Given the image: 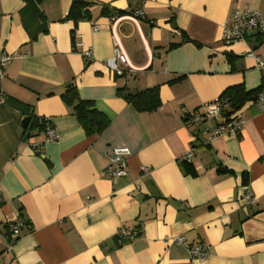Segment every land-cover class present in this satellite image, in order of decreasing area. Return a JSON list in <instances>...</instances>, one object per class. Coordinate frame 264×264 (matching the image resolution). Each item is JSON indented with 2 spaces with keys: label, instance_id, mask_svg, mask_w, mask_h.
<instances>
[{
  "label": "crops",
  "instance_id": "obj_1",
  "mask_svg": "<svg viewBox=\"0 0 264 264\" xmlns=\"http://www.w3.org/2000/svg\"><path fill=\"white\" fill-rule=\"evenodd\" d=\"M85 1L93 4L90 19L74 27L64 20L70 0H44L42 29L30 9L21 14V0H0V53L18 54L0 80V264H264V112L245 103L233 113L243 121L238 132L211 140L209 124L185 123L229 87L263 86L246 55L250 48L264 54V41L255 42L260 35L226 46L221 34L232 10L264 14V2ZM103 6L144 12L135 20L119 17L114 28L134 74L118 76L105 64L112 41ZM180 31L190 42L168 50L182 42ZM227 52L239 58L236 72ZM68 86L109 119L99 136L86 137L62 102ZM155 86L161 104L153 113H137L116 94ZM26 117L48 119L58 139L33 131L24 141ZM115 147L129 151L127 176L118 179L106 175ZM189 151L194 176L180 166ZM245 193L252 204L241 203ZM16 223L18 238L11 234ZM120 231L136 237L118 243ZM196 244L209 248L204 261L190 260Z\"/></svg>",
  "mask_w": 264,
  "mask_h": 264
},
{
  "label": "built area",
  "instance_id": "obj_2",
  "mask_svg": "<svg viewBox=\"0 0 264 264\" xmlns=\"http://www.w3.org/2000/svg\"><path fill=\"white\" fill-rule=\"evenodd\" d=\"M264 2V0H262ZM144 12L142 10H136L131 13L122 16L113 17L111 22V41H112V57L105 61L107 68L118 76H126L128 74H134L136 68H134L128 61L124 52L122 51L120 41L115 32V25L119 22V17H124L129 20H135L136 18L142 16ZM92 30H99L97 25H92ZM253 34L260 35L264 37V14L257 10L250 8L234 9L230 12L228 18L222 29L221 40L224 45L229 46L237 42H243L249 39ZM82 56L88 61L91 59V51L89 49H84L81 52ZM248 57L254 60V69L257 70L263 79L264 86V54L255 53L253 49H249L247 54ZM18 54L13 53L3 54L0 53V80L3 77L4 68L15 58ZM4 102V97L0 94V104ZM255 107L259 112H264V88L258 93L256 99L253 101ZM224 106L216 100L210 103L202 104L195 111L190 113L186 119L185 123L189 126H201L204 124H209L206 133L209 134V139L225 135L234 134L238 132L241 128L243 121L236 118L235 114H231L225 122L221 118V110ZM43 131L44 139L48 142H53L58 139V134L55 129L50 125L48 119H43ZM208 127V126H207ZM129 155V151L126 147H115L112 149V153L108 158V163L106 167V175L110 178H122L127 176V170L125 166V160ZM193 156L192 151H189L183 160L190 162ZM142 173L146 174L149 172V168H141ZM240 201L243 205L252 204L253 198L249 193H245L240 196ZM20 223H16L11 227V234L18 238L21 236L20 233ZM136 237V232L126 233L120 231L117 235L118 243H122L123 240H133ZM176 244H181L183 242L182 237H177L173 240ZM188 254L190 260H200L204 261L209 255V248L203 244H197L188 249Z\"/></svg>",
  "mask_w": 264,
  "mask_h": 264
},
{
  "label": "trees",
  "instance_id": "obj_3",
  "mask_svg": "<svg viewBox=\"0 0 264 264\" xmlns=\"http://www.w3.org/2000/svg\"><path fill=\"white\" fill-rule=\"evenodd\" d=\"M24 4L23 8L20 10L21 14L23 12L28 11L30 9L42 23V29H44L45 21L43 15L39 12L38 6L44 0H21ZM93 6L92 3L87 2L85 0H70V6L68 12L64 18L66 21H70L73 23L74 27L81 21H86L90 19V9ZM26 10V11H25ZM131 13L130 11L123 12V11H113L108 9L107 7L103 6L101 8V15L111 19L115 16H122L125 14ZM180 35L182 37V42L180 44H170L168 46V50H173L179 47L182 43H189L190 40L184 34V32L180 31ZM73 36V35H72ZM34 35L32 36V38ZM263 38L261 36H255V42L260 43ZM199 47L198 44H195ZM226 62L230 66V72L237 71V64L239 58L233 55L230 52L224 54ZM184 76H178L175 79L168 82V84H174L182 81ZM264 86L254 90V91H246L244 86L236 85L225 89L222 94L217 98L224 108L221 110V118L227 122V118L234 113L235 111L239 110L245 103L249 101H254L259 92L262 91ZM118 97L122 98L127 104L132 106V108L137 113H153L156 111L161 104L159 98V88L158 86L145 89L143 91L130 93L125 90V88H119L116 91ZM62 102L70 107L73 111L74 116L76 117L80 127L84 131L86 137L92 136H99L103 131H105L110 121L100 111H98L94 104L90 101H85L79 98L76 89L73 86H68L64 93L61 95ZM43 120H38L32 118L29 125L24 129L23 133V140L27 141L31 138L32 132L36 131L37 133H41L43 131ZM35 129V130H34ZM180 166H182L183 171L186 174L191 176L195 175L194 170L192 169L191 164L186 161H181ZM218 173L220 174H231L230 171L226 169H218ZM242 177V184L247 185V176L244 174ZM25 223V222H24ZM26 224V223H25ZM138 235V233H137ZM197 245V244H196Z\"/></svg>",
  "mask_w": 264,
  "mask_h": 264
},
{
  "label": "water",
  "instance_id": "obj_4",
  "mask_svg": "<svg viewBox=\"0 0 264 264\" xmlns=\"http://www.w3.org/2000/svg\"><path fill=\"white\" fill-rule=\"evenodd\" d=\"M29 122H30V118L29 117L24 118L22 120V127L25 129L29 125Z\"/></svg>",
  "mask_w": 264,
  "mask_h": 264
},
{
  "label": "rangeland",
  "instance_id": "obj_5",
  "mask_svg": "<svg viewBox=\"0 0 264 264\" xmlns=\"http://www.w3.org/2000/svg\"><path fill=\"white\" fill-rule=\"evenodd\" d=\"M249 42V40H247ZM249 44H251V42H249Z\"/></svg>",
  "mask_w": 264,
  "mask_h": 264
}]
</instances>
